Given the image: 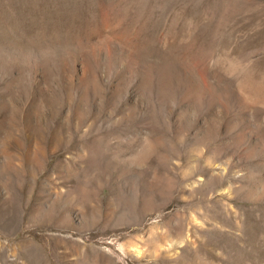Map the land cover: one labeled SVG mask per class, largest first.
Here are the masks:
<instances>
[{
	"label": "rangeland",
	"instance_id": "obj_1",
	"mask_svg": "<svg viewBox=\"0 0 264 264\" xmlns=\"http://www.w3.org/2000/svg\"><path fill=\"white\" fill-rule=\"evenodd\" d=\"M0 264H264V0H0Z\"/></svg>",
	"mask_w": 264,
	"mask_h": 264
}]
</instances>
